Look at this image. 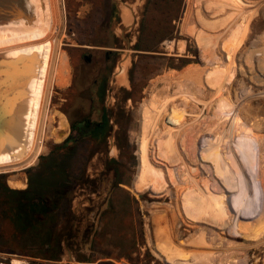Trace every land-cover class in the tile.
<instances>
[{
  "label": "rangeland",
  "instance_id": "374dc122",
  "mask_svg": "<svg viewBox=\"0 0 264 264\" xmlns=\"http://www.w3.org/2000/svg\"><path fill=\"white\" fill-rule=\"evenodd\" d=\"M145 1L55 0L53 43L0 54L10 60L31 55L40 60L21 145L0 154V161L7 160L0 162V169H8L0 171L5 184L24 189L30 170L43 156L64 141L76 145L70 139H79L69 124L85 109L77 101L79 87L89 86L95 77L92 66L78 73L83 56L93 55L96 61L106 48L123 49L106 73L107 101L115 113L113 127L102 142L80 140L76 146L74 160L84 164V172L82 179L74 180L73 231L63 243L60 259L24 257L1 248L0 262L63 264L69 253L78 264H264V0H200L193 9L190 0H174L157 10ZM201 11L210 15L213 26L197 22ZM189 16L194 20H187ZM186 21L198 29V24L217 28L216 39V31L205 29L206 46H198L196 40L202 34L195 38L186 33ZM137 30L142 32L139 49H134ZM62 58L63 71L69 73L63 85L55 84ZM123 62L124 81L118 82L117 68ZM194 66L205 69L204 77L193 84L195 91L180 93L172 77ZM47 79L50 86L42 107ZM53 111L66 121L57 141ZM165 111L170 121L183 127L170 133L166 124L160 125L156 115ZM208 114L214 119L213 129L221 128L219 140L205 139ZM229 124L235 130L228 134ZM218 155L221 165L225 162L221 155L229 161L230 178L225 177L221 192L210 165ZM174 157L185 164L193 158L187 165L190 176L176 173L173 181L168 163ZM219 172H224L222 167ZM16 182L21 183L19 187L13 186ZM132 183L142 190L138 192ZM244 185H248V196ZM179 193L192 198V216L201 224L189 226L181 219ZM204 193L209 195L211 211L201 216L196 196ZM161 251L179 252L186 258L174 259ZM200 254L205 256L198 259Z\"/></svg>",
  "mask_w": 264,
  "mask_h": 264
},
{
  "label": "trees",
  "instance_id": "16d2710c",
  "mask_svg": "<svg viewBox=\"0 0 264 264\" xmlns=\"http://www.w3.org/2000/svg\"><path fill=\"white\" fill-rule=\"evenodd\" d=\"M198 25L201 27V30L199 31L190 29L187 30L186 28H184V30L189 35H194L195 38L197 37L198 33H201V38L197 39L196 41L198 46L205 47V40L208 38V36L205 34V29L216 31L213 34L215 39L218 35V31L217 28H209L200 24ZM186 26L196 27V24L194 25V23L186 21L184 27ZM64 62L65 59L62 58L58 63L59 67L57 68L55 74V84L61 83L63 85L68 81L69 73L65 70L63 71V68L65 67ZM204 70L205 69H202L201 66H194L186 68L184 71L179 72L178 75L175 73L177 77L173 76L172 78H174L175 82L179 85L180 93L182 92L189 94L190 90L193 89L195 91L196 88L193 84L197 83L200 77H204ZM45 82L46 87L43 89L40 99L42 107L43 98L45 95L48 96V87L50 86L48 84V79ZM180 104L183 108V104ZM183 110L185 113L188 112L185 110V108H183ZM50 115H53L52 119L56 122V131L53 133V138H55L57 141L61 136L60 134H64L66 121L64 116L60 113L56 114L53 111L50 113ZM156 117L159 120L160 125H167V130L170 133L175 132L176 128L183 127L177 124L175 121H170L169 113L166 111L164 114L160 113L159 115H156ZM204 119L208 121L206 126L207 130L205 129V132L203 133L205 134V139L212 141L219 140L220 138L217 137V131L219 132L221 128L216 130L213 129V123L215 122L214 119H212V115L208 114V116H205ZM228 126H230L228 129L229 134L235 130V128L231 127L233 126L231 124ZM213 133H216V135H213ZM100 135L102 136L103 133H100ZM81 136L83 137H80L76 141L72 138L70 139L71 141L76 142V145H74V143L71 145L69 140L64 141L60 145L56 146V148L51 151L50 154L43 156L38 165L30 170L28 174V184L24 189L8 187L4 182L3 176L0 175V249L3 248L6 250L4 252L22 255L24 257L40 258L48 261H57L60 259V256L63 252V243L68 241V239L72 236L73 231L71 192L74 187V180L82 179L84 172V164L80 161L77 162V160H74L76 146L80 140L83 141V143L90 141L85 137V134L82 133ZM225 145L226 141L221 146ZM27 149L28 148H26V151ZM58 149H62L61 153L58 152ZM235 149H237V147H235ZM200 151L201 150L198 151L197 160L200 156ZM25 152H23V154ZM221 156L225 160L223 165H221L219 155L213 158L210 163L214 173V178L218 182L219 187L229 177L227 173V165L229 161L223 155ZM197 160L194 162L195 165H198ZM3 161L7 160H2L0 162ZM188 163H193L192 157L189 159ZM188 163L185 164V161L183 163H179L177 157L176 159L175 157L172 158V161L170 160L168 163V169L173 181L174 174L176 175V173H182L187 177L192 174L189 172L190 168L187 166ZM221 167L224 170V174L222 173V175H220L221 172H219ZM6 170L8 169H0V171ZM225 177L227 178L226 180ZM20 184V182H16L13 184V186L19 187ZM132 186H135L138 192L142 190L141 187L134 185L133 183ZM205 188H207V184H205ZM244 188L247 192L248 185H244ZM167 189H169V187ZM205 193L202 196H196L199 200V203H201V210L199 211L201 216L205 215L202 213L203 211H211L208 202L209 195ZM246 194L247 196L249 195L248 192ZM218 195L219 193H217L216 200ZM228 198L234 199L233 195L231 194H229ZM178 199L180 201V206L183 209V212H181V219L184 221V223L189 226L192 224H198L201 219L198 220L197 217L192 216V198L186 197L182 194L181 196H178ZM201 223L202 221L199 224ZM197 240V243H200V237H198ZM184 241L186 242L189 240L187 239ZM219 243L221 245L223 244L222 241H219ZM162 253L174 259L180 258L185 260L186 258V254L179 252L174 254L165 252ZM204 256L205 254H200L197 256V258L202 259ZM163 259L167 260L166 258ZM168 262H170V260H168ZM172 262L178 264L180 263L177 261Z\"/></svg>",
  "mask_w": 264,
  "mask_h": 264
},
{
  "label": "bare ground",
  "instance_id": "6f19581e",
  "mask_svg": "<svg viewBox=\"0 0 264 264\" xmlns=\"http://www.w3.org/2000/svg\"><path fill=\"white\" fill-rule=\"evenodd\" d=\"M190 1L191 3H193L192 4V9H193L195 6H197L195 3H197V1H200V0H190ZM225 1H230V2L238 1L239 2L240 0H225ZM34 2L36 4V13L38 15L35 20L19 18L17 21L13 22L12 24L0 27V54L1 53L15 54L17 52L20 53L21 51L24 52V50H27V49L39 48L41 46L46 47L45 45H49L53 43L54 41L52 40V37L54 34L53 30L55 28V23L57 20L55 0H34ZM204 2L211 3L213 2V0H204ZM246 2H249V1H246ZM241 3H242V0H241ZM214 8L216 7L214 6ZM195 9L192 11H196ZM190 10H188V12H191ZM202 11H201V14H198L197 18H195L197 22L213 26V22H212V19L210 18V15L206 13H202ZM189 14H187V16ZM215 16H218V15H215ZM190 17L191 16H189V18L186 17V19L193 21L194 19L192 20ZM214 26H215V23H214ZM184 28H186L187 30L190 29L194 31L201 30V27L200 29H198V27L195 28L194 26H186ZM11 60L17 61V62L26 61V65L29 66L28 70L30 72L27 75V77H24L23 79L24 81L20 82L21 88L19 87L18 89L20 92V97L16 99L17 102L13 108V113L12 115L10 114V117H9V119L11 120L9 125L11 126L12 131H10L11 133L7 134L6 136L8 138L7 141L0 144V154L10 153L18 149V147L21 145L24 133L29 126L30 115H31L32 106H33L34 89H35V85L37 82L39 66H40V60L37 56L31 55V56L21 57L17 59L15 58ZM124 70H125V63L123 64V67L121 66L119 69L117 68V71H118L117 75H120V77L118 76V79H117L118 82L124 81V76H125ZM113 150H114V147H112V151ZM0 264H31V263L26 262L24 260H20V259H13L10 263L0 262ZM63 264H78V263H76L73 257L68 253V255L65 256V260Z\"/></svg>",
  "mask_w": 264,
  "mask_h": 264
},
{
  "label": "flooded vegetation",
  "instance_id": "af4514ba",
  "mask_svg": "<svg viewBox=\"0 0 264 264\" xmlns=\"http://www.w3.org/2000/svg\"><path fill=\"white\" fill-rule=\"evenodd\" d=\"M174 0H146L145 4L150 3L153 5L155 10L159 9L163 3H168ZM114 8V6H113ZM170 21H175V17H172ZM142 30H137L136 33L138 41L133 45L134 49H139L138 42L140 39V33ZM164 36H169L168 33ZM141 49V48H140ZM104 51V56L101 60L94 61L93 55H84V61L82 65L78 68V73L85 70L87 66H92V70L95 72V77L89 84V86H81L77 101L85 107L81 110L73 120L70 122V129L78 134L79 138L82 133L85 134L86 138L90 141L96 143L102 142L106 134L110 132L113 127V118L115 113L113 108L110 107L109 101H107V94L109 93V88L107 86V72L111 69L110 65L114 60L115 55L120 54L119 52L123 50L122 48H106ZM115 119V118H114ZM90 133V134H89ZM100 133H103L101 136ZM77 140V138H72Z\"/></svg>",
  "mask_w": 264,
  "mask_h": 264
},
{
  "label": "water",
  "instance_id": "95a60500",
  "mask_svg": "<svg viewBox=\"0 0 264 264\" xmlns=\"http://www.w3.org/2000/svg\"><path fill=\"white\" fill-rule=\"evenodd\" d=\"M37 16L34 0H0V27L12 24L19 18L35 20ZM28 67L26 61L17 62L0 56V144L7 141L6 136L12 131L9 117L16 99L20 97V82L30 72Z\"/></svg>",
  "mask_w": 264,
  "mask_h": 264
},
{
  "label": "crops",
  "instance_id": "0c3cea01",
  "mask_svg": "<svg viewBox=\"0 0 264 264\" xmlns=\"http://www.w3.org/2000/svg\"><path fill=\"white\" fill-rule=\"evenodd\" d=\"M228 164H229V163H228ZM227 173H228V165H227ZM228 176H229V178H230V174H229V173H228ZM229 178H228V179H229ZM225 182H226V181H225ZM225 182H224V183H225ZM224 183L220 186V188H221V189H220V192H221L222 189H223ZM219 196H220V194H219ZM217 201H218V200H216V202H217Z\"/></svg>",
  "mask_w": 264,
  "mask_h": 264
}]
</instances>
